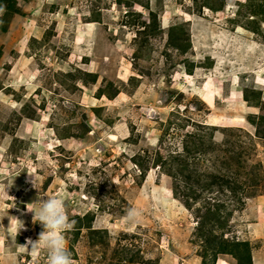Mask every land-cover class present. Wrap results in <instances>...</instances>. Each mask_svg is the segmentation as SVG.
Returning a JSON list of instances; mask_svg holds the SVG:
<instances>
[{
    "label": "rangeland",
    "instance_id": "obj_1",
    "mask_svg": "<svg viewBox=\"0 0 264 264\" xmlns=\"http://www.w3.org/2000/svg\"><path fill=\"white\" fill-rule=\"evenodd\" d=\"M38 193L77 264H264V0H0V264Z\"/></svg>",
    "mask_w": 264,
    "mask_h": 264
},
{
    "label": "clouds",
    "instance_id": "obj_2",
    "mask_svg": "<svg viewBox=\"0 0 264 264\" xmlns=\"http://www.w3.org/2000/svg\"><path fill=\"white\" fill-rule=\"evenodd\" d=\"M27 210L33 213V220L42 226L37 240L28 239L25 244L19 246L22 250L36 256L40 251H46L47 264H77L72 253L66 247L63 233L71 229L74 221H69L65 202L58 197H41L38 193L33 203L27 204ZM142 213L129 207L125 212L127 222H136ZM11 223L16 226L17 232L23 228V221L11 217Z\"/></svg>",
    "mask_w": 264,
    "mask_h": 264
},
{
    "label": "crops",
    "instance_id": "obj_3",
    "mask_svg": "<svg viewBox=\"0 0 264 264\" xmlns=\"http://www.w3.org/2000/svg\"><path fill=\"white\" fill-rule=\"evenodd\" d=\"M219 262H220V264H230L231 263V261L228 260L226 256L220 257ZM219 262H218V264H219Z\"/></svg>",
    "mask_w": 264,
    "mask_h": 264
},
{
    "label": "trees",
    "instance_id": "obj_4",
    "mask_svg": "<svg viewBox=\"0 0 264 264\" xmlns=\"http://www.w3.org/2000/svg\"><path fill=\"white\" fill-rule=\"evenodd\" d=\"M249 264H250V261L248 260Z\"/></svg>",
    "mask_w": 264,
    "mask_h": 264
},
{
    "label": "bare ground",
    "instance_id": "obj_5",
    "mask_svg": "<svg viewBox=\"0 0 264 264\" xmlns=\"http://www.w3.org/2000/svg\"><path fill=\"white\" fill-rule=\"evenodd\" d=\"M212 119V118H211ZM217 121V120H216ZM214 122V121H213Z\"/></svg>",
    "mask_w": 264,
    "mask_h": 264
}]
</instances>
